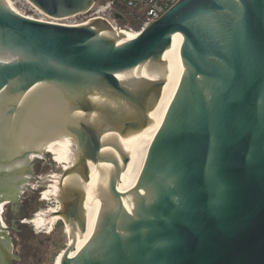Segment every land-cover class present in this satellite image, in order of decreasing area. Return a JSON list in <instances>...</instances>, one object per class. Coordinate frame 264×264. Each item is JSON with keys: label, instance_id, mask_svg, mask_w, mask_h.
I'll list each match as a JSON object with an SVG mask.
<instances>
[{"label": "water", "instance_id": "1", "mask_svg": "<svg viewBox=\"0 0 264 264\" xmlns=\"http://www.w3.org/2000/svg\"><path fill=\"white\" fill-rule=\"evenodd\" d=\"M26 1L53 20L94 3ZM164 115L129 173L118 137ZM64 138L60 264H264V0H179L135 38L0 0V179Z\"/></svg>", "mask_w": 264, "mask_h": 264}, {"label": "flooded vegetation", "instance_id": "2", "mask_svg": "<svg viewBox=\"0 0 264 264\" xmlns=\"http://www.w3.org/2000/svg\"><path fill=\"white\" fill-rule=\"evenodd\" d=\"M49 145L51 143L46 145L43 155H31L29 160L20 166L21 169L19 170L22 171H20L21 174L16 181L8 182L0 179V192L6 193L3 196L0 195V243L4 247L7 246L11 255L16 257V259L10 260L8 264H20L22 262V254L17 252L16 248L19 245L20 247L25 246L27 244L26 240L31 237L30 233L34 232L35 229L42 228L44 226L43 222L46 221L45 217L48 212L43 210L45 208L44 201L46 200L43 193L48 186L50 187L48 185L50 182L54 183V190L55 186H57L59 191V179L70 166L66 165L67 162L65 160L59 159L56 155V150H52ZM42 164L44 169L40 168ZM56 164H59L60 169ZM48 168L49 171H52V169L59 171L58 175L55 177L54 174H46ZM80 190L79 187L73 189L74 200L79 201L81 199ZM53 196H55L58 204L55 209L50 211L48 216L55 223L60 221L67 235L68 227L56 215L60 211L58 193ZM55 217H58V219H54Z\"/></svg>", "mask_w": 264, "mask_h": 264}, {"label": "rangeland", "instance_id": "3", "mask_svg": "<svg viewBox=\"0 0 264 264\" xmlns=\"http://www.w3.org/2000/svg\"><path fill=\"white\" fill-rule=\"evenodd\" d=\"M8 1L19 13L42 18V15H38L36 10L26 0ZM87 18V14H78L76 16L61 20L60 22L65 24H80L85 22ZM115 20L119 24L123 23V21L117 19ZM49 146L52 148V150H56V155L59 157V159H63L67 162L66 165L71 164L73 159V151L68 148L62 149L52 145ZM43 164L40 165L41 169H44ZM56 166L60 169L59 164H56ZM58 173L59 171H54L53 169L52 171H49V168L46 172V174H54L55 177L58 175ZM48 185H50V187L48 186V188L43 193L46 199L44 201L45 208L43 210L44 212H48L45 217L46 221L43 222L44 226L42 228L35 229L34 232L30 233L31 237L26 240L27 244H25V246L23 245L20 247L19 245L16 248V251L21 252L22 254V262L20 264H60L63 252L68 248L70 240L69 236L67 238L63 224L60 221L58 223L53 222L48 216L50 211L55 209L58 204L55 196H53L58 193L57 186H55L54 190L53 182L48 183ZM54 219L57 220L58 217H55ZM29 231L31 232V230Z\"/></svg>", "mask_w": 264, "mask_h": 264}, {"label": "built area", "instance_id": "4", "mask_svg": "<svg viewBox=\"0 0 264 264\" xmlns=\"http://www.w3.org/2000/svg\"><path fill=\"white\" fill-rule=\"evenodd\" d=\"M178 1L179 0H94L92 7L86 13H84L88 15V18L85 22L98 17L110 23V25L115 30H117V28L119 29V31L121 29L127 30L137 35L144 26L152 21H157L169 8L175 5ZM36 12L38 15H42V18L28 15L26 16L32 19L50 21L63 25H76L65 24L63 22H60L61 20L50 19L38 10H36ZM115 14L122 17L123 23L119 24L115 20Z\"/></svg>", "mask_w": 264, "mask_h": 264}, {"label": "bare ground", "instance_id": "5", "mask_svg": "<svg viewBox=\"0 0 264 264\" xmlns=\"http://www.w3.org/2000/svg\"><path fill=\"white\" fill-rule=\"evenodd\" d=\"M6 2L8 3V5H10V7L12 8V10L14 12L18 13L19 15H22L14 9V7L9 3L8 0H6ZM22 16L30 18L26 15H22ZM30 19H32V18H30ZM118 30L119 29L117 28L116 31H118ZM120 31L127 34L131 38H135V36H136L135 33H131L127 30L121 29ZM178 58H181V54H179ZM181 79H182V76H181ZM165 115L163 116L162 119H160L159 121H157V122L153 123L152 125L146 127L143 131H141L140 133H138L136 135H133V136H130L127 138L118 137L119 144L127 152L128 156H129V162L126 165V170L129 173L137 174V173L141 172L143 165H144V162H145V159H146V156H147V153H148V149H149L159 127L161 126V124L165 118ZM51 145L58 147V148H62V149L68 148L71 151H73L72 143L67 138L52 142ZM69 240H70V242H69V247H70L71 238H69ZM68 259H69V261H71L72 253H70Z\"/></svg>", "mask_w": 264, "mask_h": 264}]
</instances>
